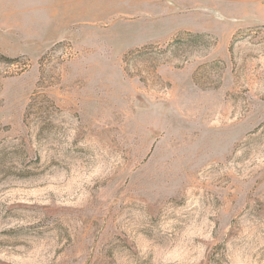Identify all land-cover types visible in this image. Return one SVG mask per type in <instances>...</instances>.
<instances>
[{
  "label": "rangeland",
  "instance_id": "1",
  "mask_svg": "<svg viewBox=\"0 0 264 264\" xmlns=\"http://www.w3.org/2000/svg\"><path fill=\"white\" fill-rule=\"evenodd\" d=\"M0 264H264V0H0Z\"/></svg>",
  "mask_w": 264,
  "mask_h": 264
}]
</instances>
